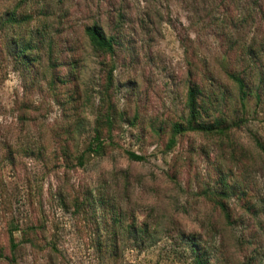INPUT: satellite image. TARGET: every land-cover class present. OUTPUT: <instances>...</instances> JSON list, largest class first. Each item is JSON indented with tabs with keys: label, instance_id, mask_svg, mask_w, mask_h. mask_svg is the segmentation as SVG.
Wrapping results in <instances>:
<instances>
[{
	"label": "rangeland",
	"instance_id": "1",
	"mask_svg": "<svg viewBox=\"0 0 264 264\" xmlns=\"http://www.w3.org/2000/svg\"><path fill=\"white\" fill-rule=\"evenodd\" d=\"M92 24L111 53L90 45ZM227 71L244 79L243 103ZM192 83L202 118L229 128L184 132L167 150ZM96 128L103 147L90 154ZM256 140L264 0H0V264H194V237L209 264H264Z\"/></svg>",
	"mask_w": 264,
	"mask_h": 264
},
{
	"label": "trees",
	"instance_id": "2",
	"mask_svg": "<svg viewBox=\"0 0 264 264\" xmlns=\"http://www.w3.org/2000/svg\"><path fill=\"white\" fill-rule=\"evenodd\" d=\"M7 22L12 23L16 22L19 23L23 21V17L16 18L14 16H9L7 19ZM84 33L86 34L88 41L90 45L101 52L105 53H111L113 50V42L112 38L105 36L102 32L101 28L96 25L92 24L89 26H86L84 28ZM18 56H20V61H31L32 58L28 57V51L32 48V45L30 41H18ZM227 76L232 79L235 84L237 85L238 92H239V99L241 103L245 100L246 96L249 94V89L246 86V83L244 79L239 76L238 74H235L233 72L227 71ZM202 93L201 87L197 83H192L189 85L186 95V101L185 106L187 108V116L184 119L183 122H172L170 126V134L167 139V142L165 144V148L168 150L170 149L174 143H175V137L179 134H182L184 132L188 131H194V132H201L204 134H224L226 130L229 128V125L225 123V120L223 118L219 117H213L211 120H206L202 118V113L206 114V107L203 106L202 101L199 99V96ZM107 125L110 124V117L105 116L104 118ZM99 130L95 129V135L92 137L91 141L88 143L86 147V152L88 153H94L98 154L101 152V149L103 147V143L99 139ZM257 145L260 147V149L264 152V145L260 143L258 140H256ZM129 159L132 160H141L142 157L140 155L135 154L132 151L126 152ZM83 156L84 153L80 154L78 157L79 164H82L83 162ZM220 186L218 189L215 190L214 194L216 196V202L224 216V219L226 222L231 223L232 218L231 214L229 213L226 205L222 201V197L227 196V188L223 181L220 182ZM263 203L261 206V212L264 214V199H261L260 201ZM242 208L250 213H254V205L249 200H245L243 203H241ZM142 231V229H141ZM27 241H30L29 239H26ZM198 238L192 239V252H193V263L194 264H209L208 259L209 256H211L212 249L209 248L206 249L205 246L199 245ZM253 257L250 256L244 264H254L253 263Z\"/></svg>",
	"mask_w": 264,
	"mask_h": 264
}]
</instances>
